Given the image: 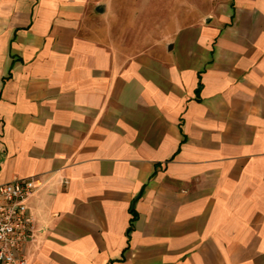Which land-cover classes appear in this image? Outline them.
<instances>
[{
	"label": "crops",
	"instance_id": "0c3cea01",
	"mask_svg": "<svg viewBox=\"0 0 264 264\" xmlns=\"http://www.w3.org/2000/svg\"><path fill=\"white\" fill-rule=\"evenodd\" d=\"M122 2L0 0V183L35 181L27 264H264V0L164 42Z\"/></svg>",
	"mask_w": 264,
	"mask_h": 264
},
{
	"label": "built area",
	"instance_id": "2783aa9c",
	"mask_svg": "<svg viewBox=\"0 0 264 264\" xmlns=\"http://www.w3.org/2000/svg\"><path fill=\"white\" fill-rule=\"evenodd\" d=\"M35 191L30 177L0 183V264H27L25 248L35 234L27 203Z\"/></svg>",
	"mask_w": 264,
	"mask_h": 264
},
{
	"label": "rangeland",
	"instance_id": "374dc122",
	"mask_svg": "<svg viewBox=\"0 0 264 264\" xmlns=\"http://www.w3.org/2000/svg\"><path fill=\"white\" fill-rule=\"evenodd\" d=\"M119 5L125 7L126 12L136 14L140 12L141 28H151L152 42L173 33L182 25L201 24V20L214 12L215 6L228 0H123ZM117 6V3H116ZM142 16V17H141ZM139 18V17H138ZM156 37V38H154ZM168 37V36H167ZM144 38V37H142ZM149 38V37H148Z\"/></svg>",
	"mask_w": 264,
	"mask_h": 264
},
{
	"label": "trees",
	"instance_id": "16d2710c",
	"mask_svg": "<svg viewBox=\"0 0 264 264\" xmlns=\"http://www.w3.org/2000/svg\"><path fill=\"white\" fill-rule=\"evenodd\" d=\"M197 89H198V87H197Z\"/></svg>",
	"mask_w": 264,
	"mask_h": 264
}]
</instances>
